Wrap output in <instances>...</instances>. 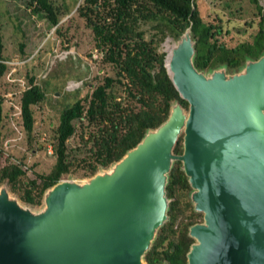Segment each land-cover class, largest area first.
I'll list each match as a JSON object with an SVG mask.
<instances>
[{
	"label": "water",
	"instance_id": "obj_1",
	"mask_svg": "<svg viewBox=\"0 0 264 264\" xmlns=\"http://www.w3.org/2000/svg\"><path fill=\"white\" fill-rule=\"evenodd\" d=\"M193 45L187 28L171 74L164 59L188 118L175 103L112 174L48 189L38 218L0 195V264H141L167 220L173 161L182 164L204 220L189 228L187 264H264V54L228 81L223 68L195 69ZM182 132L183 153L173 155Z\"/></svg>",
	"mask_w": 264,
	"mask_h": 264
},
{
	"label": "trees",
	"instance_id": "obj_2",
	"mask_svg": "<svg viewBox=\"0 0 264 264\" xmlns=\"http://www.w3.org/2000/svg\"><path fill=\"white\" fill-rule=\"evenodd\" d=\"M249 1L260 15L258 31L251 43L228 48L216 40L222 27L203 22L196 0H81L77 13L91 30L95 46L103 53V62L116 72L104 77L90 95L62 109L52 146L55 164L48 174L30 180L20 163H0V185L7 184L24 204L39 207L45 192L63 176L72 174L74 167L82 171L83 178L107 170L134 149L149 131L164 124L172 105L178 103L187 111L188 103L180 98L164 67L165 54L157 51L167 35L178 40L190 28L193 65L204 74L222 68L226 73H234L248 61L258 60L264 54V10L259 0ZM28 2L35 13L43 12L52 26L58 25L62 10L52 0ZM145 23H154L157 31L149 40L140 29ZM3 51L0 33V78L6 70ZM44 100V91L30 80L20 98V116L27 134L34 127L32 107ZM76 121L82 123L80 137L89 146V156L74 166L67 141L75 133ZM2 122L0 94V160ZM182 143L179 136L173 148L175 155L183 153ZM191 191L182 164L173 161L165 185V195L170 200L167 220L157 229L149 250L144 253L145 264H187V253L194 243L189 228L202 217L190 200Z\"/></svg>",
	"mask_w": 264,
	"mask_h": 264
},
{
	"label": "rangeland",
	"instance_id": "obj_3",
	"mask_svg": "<svg viewBox=\"0 0 264 264\" xmlns=\"http://www.w3.org/2000/svg\"><path fill=\"white\" fill-rule=\"evenodd\" d=\"M52 1L63 12H59L56 27L49 23L43 12L35 13L28 0H0V33L4 45L2 63L6 66L0 78L3 97V155L0 163H20L30 180L36 179V175L48 174L55 164V156L48 153L47 148L53 146L54 131L62 109L90 95L104 77L113 76L116 72L103 62V53L95 46L91 30L77 13L81 0ZM196 4L203 22L222 27L216 36L219 44L233 48L240 43L252 42L259 28L260 15L249 0H196ZM259 5L264 10V0H259ZM153 25L141 24L146 40L157 32ZM168 39L172 44L178 42L167 35L159 43L157 51L165 56L164 44ZM96 53L98 57L95 59ZM242 70L225 72L227 80L240 77ZM30 80L44 91L45 100L32 107L34 127L32 133L27 134L20 116V98L29 87ZM182 113L188 118L186 110ZM74 125L75 133L67 141V151L70 161L76 166L80 159L89 156V146H85L80 137L82 123L76 121ZM183 135L182 132L180 136L183 138ZM74 168L72 174L63 176L61 180L84 186L112 174L115 166L87 178L81 176V170ZM1 194L6 195L9 203L26 210L31 218H38L46 211L44 199L39 207L24 204L5 183L0 185ZM193 196L191 191L190 200ZM201 216L197 220L198 225H204L202 213ZM141 264H145L144 261Z\"/></svg>",
	"mask_w": 264,
	"mask_h": 264
},
{
	"label": "bare ground",
	"instance_id": "obj_4",
	"mask_svg": "<svg viewBox=\"0 0 264 264\" xmlns=\"http://www.w3.org/2000/svg\"><path fill=\"white\" fill-rule=\"evenodd\" d=\"M187 36L185 35L183 37V43L182 44H188V41H187ZM176 46V44H172L171 43V40L168 39L166 40L165 44H164V48H165V52H166V65H167V68H168V71L169 73L171 74L172 73V55H173V51H174V47Z\"/></svg>",
	"mask_w": 264,
	"mask_h": 264
},
{
	"label": "built area",
	"instance_id": "obj_5",
	"mask_svg": "<svg viewBox=\"0 0 264 264\" xmlns=\"http://www.w3.org/2000/svg\"><path fill=\"white\" fill-rule=\"evenodd\" d=\"M97 54H98V53H96V54L94 55V58H95V59L98 57ZM47 151H48V153L52 154V153H53V152H52V147L49 146V147L47 148Z\"/></svg>",
	"mask_w": 264,
	"mask_h": 264
}]
</instances>
